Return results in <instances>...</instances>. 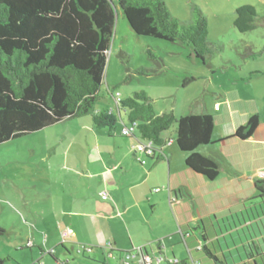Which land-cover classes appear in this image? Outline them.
I'll return each instance as SVG.
<instances>
[{
  "label": "crops",
  "instance_id": "obj_1",
  "mask_svg": "<svg viewBox=\"0 0 264 264\" xmlns=\"http://www.w3.org/2000/svg\"><path fill=\"white\" fill-rule=\"evenodd\" d=\"M162 1L172 12L176 2ZM242 5L249 6H232L229 24L220 20L214 31L207 23L210 45L223 49L224 31L232 32L228 41L234 30L241 35L234 39L238 42L234 53L228 52L230 58L222 60L215 53L201 64L189 55L200 66L192 80L199 96L180 111V116L211 114V141L195 152L218 164L216 177L210 180L187 168L188 154L179 151L171 136L162 135L169 141L152 156L134 153L131 148L140 138L136 133L120 134L126 125L120 115V126L112 133L95 128L91 120L68 119L73 120L72 130H66L60 160L49 163L44 182L34 180L38 190L19 195L24 207L30 199L40 203L30 212L34 218L25 222L31 227L25 232V247L39 249L41 264H122V253L137 247L151 257L214 264L197 248L201 241L226 264H255L246 255L252 242L264 253L259 236L260 227L264 230V203L254 186L257 180L264 181V17H256L251 31L260 27V19L263 30L248 37L250 31L233 25L235 9ZM181 12L184 16L186 10ZM110 95L114 108H109L116 113L115 93ZM253 115L259 119L252 134L245 139L233 136ZM103 191L106 199L101 198ZM18 237L9 245L22 244ZM107 243L112 245L111 258L103 249ZM82 245L91 250L77 254Z\"/></svg>",
  "mask_w": 264,
  "mask_h": 264
},
{
  "label": "trees",
  "instance_id": "obj_2",
  "mask_svg": "<svg viewBox=\"0 0 264 264\" xmlns=\"http://www.w3.org/2000/svg\"><path fill=\"white\" fill-rule=\"evenodd\" d=\"M116 5L111 0H0V144L83 116H90L95 128L112 133L123 111L128 125L135 124V133L150 140L154 150L167 144L162 133L176 122L175 142L179 151L188 154L187 168L215 178L218 164L195 152L211 141V114L189 112L175 118L172 111L157 113L143 90L119 98L116 113L110 108L94 109L117 9L133 34L188 46L203 64L212 51L206 39V17L193 6L188 22H180L162 0H117ZM235 14L237 30L255 28L256 13L251 6H239ZM258 119V115L251 116L233 136L249 137ZM254 186L264 203V181L257 180ZM5 232L0 227V236ZM200 245L214 264H226L207 244L201 241ZM249 246L248 258L264 264L261 247L253 242ZM48 254L53 257L52 251ZM165 263L190 264L187 260Z\"/></svg>",
  "mask_w": 264,
  "mask_h": 264
},
{
  "label": "rangeland",
  "instance_id": "obj_3",
  "mask_svg": "<svg viewBox=\"0 0 264 264\" xmlns=\"http://www.w3.org/2000/svg\"><path fill=\"white\" fill-rule=\"evenodd\" d=\"M111 1L117 6V0ZM174 2L176 5H173L170 13L179 20L185 17L180 22H188L191 8L196 6L206 17V23H210V27L214 31L218 27L215 23L220 20H224V24L230 23L228 18H232L230 14L233 13L232 6L234 4L247 3L255 8L257 19L264 17V2L262 0H174ZM187 5L188 7L185 8ZM183 9L186 10L184 16L181 12ZM122 15V12L117 9L110 47L106 53L107 59L99 98L94 104L95 111L109 107L114 108L110 91L118 93L123 98L143 90L152 98V105L157 113L170 112L173 108L174 117H180V111L192 101L194 103V100H197L199 96L198 86L194 81H189L190 77L197 74L198 67H200L189 58L191 48L154 37L135 35ZM261 22L260 19L258 24L260 27L262 26ZM260 27H257L258 29L254 33V30L248 32V37L254 38L255 34L257 36L263 30ZM234 32L236 36L232 35L233 38L230 37V41L227 39L232 33L230 30L224 31L221 37L226 40L223 43L226 49L224 54L221 53L224 48L222 49L214 43V46L209 44L213 56L217 53L219 58L224 57H222L223 60L225 57H229L227 56L228 52L231 55L234 53L238 42L234 39L241 35L235 30ZM217 38L219 39V37ZM150 54H155L157 57H152ZM185 84L188 86L185 87ZM191 105L193 104L191 103ZM125 115V112H120V117L128 124ZM77 119L91 120L90 116L75 118L74 121ZM72 121H59L46 128L0 144V226H4L6 230L5 234L0 236V260L7 257L3 264H41L39 249L34 247L30 250L29 247H25L27 240L25 232L31 231L29 230L31 227L25 222L34 218L35 213L30 212H35L36 206L40 203H38V199H28L27 206L24 207L25 201L19 195L22 192L28 195L34 189L38 190L37 186L32 185L34 180L45 181L49 163L52 164L53 161L60 160L62 148L67 143V139H64L67 134L66 130L71 129ZM119 123L120 120H117L116 126H120ZM176 127V122H174L169 130L162 133L163 136H171L175 145ZM260 229L261 235L259 236L264 240V230L262 227ZM15 237H18L19 241H23V243L12 247L9 243L15 240ZM33 254L36 257L33 258ZM45 258L52 262L50 256L45 255Z\"/></svg>",
  "mask_w": 264,
  "mask_h": 264
},
{
  "label": "built area",
  "instance_id": "obj_4",
  "mask_svg": "<svg viewBox=\"0 0 264 264\" xmlns=\"http://www.w3.org/2000/svg\"><path fill=\"white\" fill-rule=\"evenodd\" d=\"M119 98H120L119 94L116 93L115 94V102H117ZM135 132H136L135 124H131V125L126 124L123 126L122 130L120 131V134L128 137V136L134 135ZM131 149L134 153L139 152V153H143L145 156H152V153L155 151L154 150L155 146L150 140H144V139L140 138L139 140H137V143L132 146ZM141 162L144 164L143 160H141ZM153 190L158 191L159 188H154ZM107 197H108L107 193L105 191H103L101 193V198L106 199ZM200 246L201 245H199L197 248L200 249ZM111 247H112V245L110 243L109 244L107 243L103 247V249L106 251L107 258L112 257V254L110 252ZM90 250H91V246L82 245V246H79V248L77 249L76 252L77 253H83V252H88ZM165 260L166 259H164V257H162V256L151 257L147 254H142L141 253V247L132 248V249L122 253V264H132V263L154 264L155 262L157 264H159ZM166 261L176 262V260H174V258L167 259Z\"/></svg>",
  "mask_w": 264,
  "mask_h": 264
}]
</instances>
